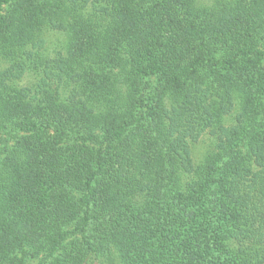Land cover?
Returning a JSON list of instances; mask_svg holds the SVG:
<instances>
[{
  "label": "trees",
  "instance_id": "trees-1",
  "mask_svg": "<svg viewBox=\"0 0 264 264\" xmlns=\"http://www.w3.org/2000/svg\"><path fill=\"white\" fill-rule=\"evenodd\" d=\"M40 257L264 264V0H0V264Z\"/></svg>",
  "mask_w": 264,
  "mask_h": 264
},
{
  "label": "rangeland",
  "instance_id": "rangeland-1",
  "mask_svg": "<svg viewBox=\"0 0 264 264\" xmlns=\"http://www.w3.org/2000/svg\"><path fill=\"white\" fill-rule=\"evenodd\" d=\"M46 39V50L45 54L51 58L55 57L59 52H63L66 45V35L59 31L47 30L45 32ZM35 81V77L31 74L26 77V80L22 83L31 84ZM226 123H229V120H226ZM13 142V141H12ZM13 144V143H12ZM192 157L196 165L201 164L206 156L214 151V138L206 133L201 137V139L191 145ZM46 262L44 258L40 257L38 259H32L27 261V264H40L41 262ZM48 262V261H47Z\"/></svg>",
  "mask_w": 264,
  "mask_h": 264
}]
</instances>
